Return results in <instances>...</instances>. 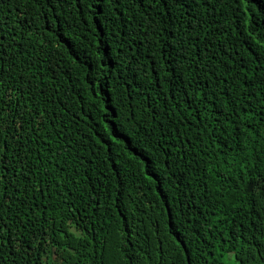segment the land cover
<instances>
[{
  "label": "trees",
  "instance_id": "trees-1",
  "mask_svg": "<svg viewBox=\"0 0 264 264\" xmlns=\"http://www.w3.org/2000/svg\"><path fill=\"white\" fill-rule=\"evenodd\" d=\"M264 264V0H0V264Z\"/></svg>",
  "mask_w": 264,
  "mask_h": 264
},
{
  "label": "rangeland",
  "instance_id": "rangeland-1",
  "mask_svg": "<svg viewBox=\"0 0 264 264\" xmlns=\"http://www.w3.org/2000/svg\"><path fill=\"white\" fill-rule=\"evenodd\" d=\"M228 264V263H227ZM230 264V263H229Z\"/></svg>",
  "mask_w": 264,
  "mask_h": 264
}]
</instances>
